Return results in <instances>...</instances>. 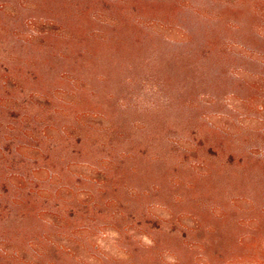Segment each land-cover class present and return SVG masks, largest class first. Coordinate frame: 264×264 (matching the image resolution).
I'll use <instances>...</instances> for the list:
<instances>
[{
  "label": "rangeland",
  "instance_id": "obj_1",
  "mask_svg": "<svg viewBox=\"0 0 264 264\" xmlns=\"http://www.w3.org/2000/svg\"><path fill=\"white\" fill-rule=\"evenodd\" d=\"M0 264H264V0H0Z\"/></svg>",
  "mask_w": 264,
  "mask_h": 264
}]
</instances>
